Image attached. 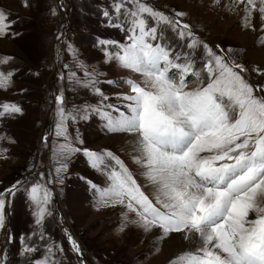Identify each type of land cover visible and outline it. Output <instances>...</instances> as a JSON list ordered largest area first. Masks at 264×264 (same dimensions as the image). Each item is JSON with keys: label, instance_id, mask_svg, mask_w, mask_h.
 Here are the masks:
<instances>
[{"label": "snow or ice", "instance_id": "6c2138e0", "mask_svg": "<svg viewBox=\"0 0 264 264\" xmlns=\"http://www.w3.org/2000/svg\"><path fill=\"white\" fill-rule=\"evenodd\" d=\"M238 2L245 5L246 20L258 11L264 23V0L259 5L256 0ZM100 14L108 27L119 29L126 38L124 43L96 40L103 62H114L143 79L123 81L127 93L115 96L118 103H109L110 97L99 85L116 82L101 80L103 71L77 64L84 79L72 72L70 83L90 90L99 100L68 112L63 89L55 94V136L63 141L53 151L55 183L63 184L73 157L82 154L88 167L105 177L104 187L87 181L97 203L119 205L124 211L126 223L121 232L130 222L146 233L159 230L160 239L178 234L196 244L195 251L180 253L169 264H264V85L250 84L242 75L248 71L244 65L226 58L232 49L220 45L214 49L188 23L143 0H113L111 11L103 9ZM174 15L182 18L184 13L175 11ZM13 24L0 10V36H8ZM168 29L185 42L188 52L176 51L166 35ZM68 48L75 56L72 45ZM195 49L203 51L200 70L192 56ZM14 75V70H0V90L12 86ZM188 76L198 78L200 85L189 89ZM59 79H64L63 74ZM22 115L20 104H0V119ZM92 115L107 132L131 137L132 158L142 169L139 175L150 194L120 156L111 150L84 148L78 132L75 138L69 134V121H87ZM4 139L10 138L0 135ZM44 140L46 143L47 137ZM45 179L41 172L38 181H17L0 192V232L7 230L10 198L24 191L32 208L36 229L19 237L21 256L31 257L38 251L29 243L33 237L46 239L40 229L46 217L53 215V193L41 183ZM47 181L53 182L51 174ZM64 234L81 258L80 264H85L80 244L67 229ZM15 239L13 233H7L8 243ZM57 251H64L61 244H46L43 257L29 259L28 264H59ZM0 264H7V254L2 251Z\"/></svg>", "mask_w": 264, "mask_h": 264}, {"label": "rangeland", "instance_id": "374dc122", "mask_svg": "<svg viewBox=\"0 0 264 264\" xmlns=\"http://www.w3.org/2000/svg\"><path fill=\"white\" fill-rule=\"evenodd\" d=\"M143 2L188 23L193 33L214 49L216 45L225 50L232 49L226 58L244 65L248 71L242 75L250 84L264 85V23L258 11H253L251 19L246 20L245 5L238 0ZM112 3L113 0H0V10L14 22L10 34L0 36V61L11 58L7 64L0 65V70L15 71L12 86L0 90V104L18 103L23 108L22 116L0 119V135L10 138L0 140V192L17 181H38L43 172L46 179L41 183L47 184L53 193L50 206L53 215L46 217L40 229L46 233V239L41 241L38 236L33 237L29 243L38 251L31 257L20 255L19 243L22 234L28 236L36 229L31 205L24 191L10 198L7 230L0 232V251L7 254V264H28L29 259H40L45 245L51 243L63 246L64 251H57L55 257L59 264H80L81 258L71 250L65 229L80 244L85 264H169L176 255L196 249L195 243L181 239L178 234L160 239L159 230L146 233L130 222L121 232L126 223L124 211L119 205L100 206L97 203V195L90 190L87 181L104 187L105 177L90 169L82 154L73 157L63 184L55 183L53 151L58 143L63 142L62 138L55 136L58 119L55 116V94L63 89L64 107L68 112L85 104L95 105L99 100L90 90L70 83L72 72L84 79L77 64H85L88 70L103 71L105 75L101 80L116 82L99 85L110 97L109 103H118L115 96L127 93L123 81L141 82L143 79L140 74L123 69L114 62L105 64L104 56L96 46L98 38L120 43L126 40L124 33L108 27L100 14L103 9L111 11ZM175 11L184 13V16L175 17ZM166 35L176 51H189L183 47L185 42L178 40L170 29L166 30ZM69 44L75 50V56L69 51ZM191 51L197 61L196 68L202 69V49ZM61 74L63 80L59 79ZM201 75L205 73L201 72ZM68 132L73 138L78 132L84 148L98 152L111 150L120 156L150 194L144 178L139 175L142 169L132 158L129 135L107 132L96 115L87 121H69ZM4 149L8 151L4 152ZM50 174L52 183L47 181ZM250 218H254V214H250ZM8 232L16 238L12 243L7 242Z\"/></svg>", "mask_w": 264, "mask_h": 264}, {"label": "bare ground", "instance_id": "6f19581e", "mask_svg": "<svg viewBox=\"0 0 264 264\" xmlns=\"http://www.w3.org/2000/svg\"><path fill=\"white\" fill-rule=\"evenodd\" d=\"M256 2L258 3V5L260 4V0H256ZM177 80H179V76H177ZM156 231H158V230H156Z\"/></svg>", "mask_w": 264, "mask_h": 264}]
</instances>
